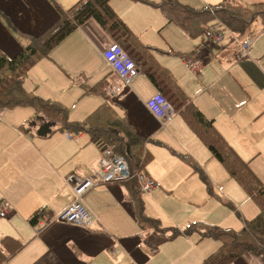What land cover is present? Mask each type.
<instances>
[{
  "label": "crops",
  "instance_id": "0c3cea01",
  "mask_svg": "<svg viewBox=\"0 0 264 264\" xmlns=\"http://www.w3.org/2000/svg\"><path fill=\"white\" fill-rule=\"evenodd\" d=\"M75 1L0 0V50L9 57L16 55L22 42H27L28 35L39 34L58 19L56 4L64 9ZM126 1L130 4L124 11L114 7L112 0L110 5L128 28L139 37L140 42L152 49L158 64L167 68L178 82L171 67L165 61L167 57L174 56L173 43L166 36L160 39L156 35V31L161 34L162 29L167 25H177L166 23V18L158 7L143 2ZM177 1L188 5L183 0ZM237 1L244 6L264 2V0H245L248 2L245 4L243 0ZM5 16L16 32H12L8 27ZM256 20L260 22L259 19ZM160 23L161 26L156 30ZM180 31L188 34L182 29ZM227 31L228 33L224 30L229 39L223 45L211 43L213 46H209L206 44L207 38L202 35L201 43L195 50L179 55L181 64L191 75L197 76L203 67L210 63L209 57L214 54V50L219 54L223 53L222 56L230 64L241 59L236 58L237 56L233 57V52L239 50L240 42L247 37L253 38L255 42L258 37L256 32L250 30V26L241 35L229 29ZM260 33H264V30ZM114 42L112 36L103 28L89 20L57 44L47 57L38 60L29 69L23 85L28 91H33L43 99L62 104L68 109V118L70 117L69 120L72 121H83L98 105L109 102L116 114L123 117L130 128L143 140V150L151 158L144 168L145 176L154 183L150 194H155L157 189L171 193L181 190L191 193L205 190L209 195L213 194L207 191L199 174L193 172L181 158L185 155L189 156L204 170L210 183L212 180L217 184L214 182L213 173L207 168L206 172L203 167L206 158L216 160L210 156L206 147L176 112L177 103L172 105L174 113L165 122L154 116L147 108L146 102L155 96L158 90L141 68H138L129 86H122L119 94L110 91L111 86L121 84L119 77L103 58V51ZM203 43L207 50L203 48ZM220 45L227 46L219 48ZM232 45L234 49L231 48ZM255 50L253 45L248 53V63L258 65L260 74L264 78V64L261 65L256 58ZM199 52H204L202 54L207 57H203L199 70L193 72L187 62L196 60ZM188 54L189 56L182 57ZM139 59L140 57L138 61ZM220 77L221 74L217 69L213 82L202 86V92L207 91L208 88L210 94L212 91L214 94H219ZM98 81L102 82L104 87L102 94H82L81 83L95 85ZM182 91L207 118L212 119L217 129L214 120L217 117L209 109L205 98L195 97L193 100L183 89ZM247 95L251 97L249 93ZM171 102L174 103V99ZM8 110H0V130L3 129L10 134L8 140L0 139V206L5 205L9 208L7 216L0 218L3 224L0 239L10 236L24 242V246L10 255L4 264H154L163 255L164 246L171 245L172 241H180L184 249L169 264H181L188 259L202 240L208 239L205 240V244L210 250L205 258L217 249L220 242L214 238L201 237L197 232L183 233V230L191 224L188 221L168 228L156 219L160 226L157 231L151 227L140 228L135 220V202L129 197L130 189L121 181L95 186L80 198V202L96 218L90 229L50 222L37 233L34 226L28 222L30 216L40 208L45 209V218L55 217L62 212L75 199L71 183L66 179L70 176L74 179H83L97 173L100 168V149L92 143L86 133L75 134L55 129L50 135L40 137L35 134L36 125L33 126L32 131L25 132L22 127H26L32 116L25 123L19 122V125H14L6 122L7 127H3L2 122L8 115ZM220 135L224 138L221 133ZM216 169L219 173L218 166ZM222 169L224 170L223 167ZM252 171L255 173L253 169ZM255 175L264 184L263 178L257 173ZM232 181L239 187L234 180ZM239 189L253 203L240 187ZM143 194L144 192L141 191L140 197L145 214L155 216L153 204L147 197L143 198ZM219 199L231 210H236L230 200L223 197ZM190 201L198 202L193 199ZM253 204L256 207L254 213L256 215L258 208L255 203ZM251 218H242L244 219L242 222ZM169 219L173 222L170 216ZM195 223L201 226L200 229L205 225H213L201 221ZM176 230L180 233L171 237ZM200 257L201 254L197 252L196 257L189 260L188 264L197 262ZM233 264H264V262L261 258L246 253Z\"/></svg>",
  "mask_w": 264,
  "mask_h": 264
},
{
  "label": "trees",
  "instance_id": "16d2710c",
  "mask_svg": "<svg viewBox=\"0 0 264 264\" xmlns=\"http://www.w3.org/2000/svg\"><path fill=\"white\" fill-rule=\"evenodd\" d=\"M111 0H76L67 8L61 9L56 4L58 19L37 35H28L27 42L21 44L19 52L12 56H6L0 50V110L15 107H30L34 111V117L29 120L25 132L32 131L33 126H39L43 122L53 123L52 131L56 129L62 132L75 134L86 133L100 150L110 147L115 153L122 155L130 168V177L123 181L130 189L129 197L135 202V220L140 228L151 227L156 231L160 229L156 219L144 212V206L140 197L141 189L137 182V175L144 173V168L150 156L143 150V140L125 121L116 114L109 102L98 105L83 121H72L68 118V109L62 104L43 99L33 91H28L24 85V79L29 69L41 58L66 38L73 30L92 20L103 28L112 38L114 43L121 45L141 68L157 90L162 93L171 105L176 104L175 110L182 117L186 125L196 135L199 141L206 147L210 156L214 158L246 193L258 208V213L251 219L245 220L243 227L235 230L231 227L219 225H205L197 223L189 224L184 230L185 234L199 233L201 237H211L219 241L217 249L210 253L200 264H231L243 254L251 253L264 262V184L258 179L249 166V162L243 160L230 144L220 135L215 128L212 119L207 118L202 111L184 94L178 82L167 70L155 60L152 49L143 45L139 37L133 33L126 23L119 17L110 5ZM143 2L158 7L166 23H175L180 29L190 36H202L208 30L209 22L213 27H223L233 33L241 35L251 23L264 11V2L252 6H244L237 0H222L220 3L205 4L201 8H193L180 4L177 0H132ZM262 10V11H261ZM6 23L12 32H16L5 16ZM210 24V25H211ZM264 24V23H263ZM218 28V29H219ZM25 37V36H23ZM206 44L211 45L209 40ZM216 47V46H215ZM203 48H205L203 43ZM204 52L197 54V59L203 60ZM211 52H209L210 55ZM202 55V56H201ZM185 55L182 57H187ZM140 57L139 61L138 58ZM83 95L90 93H103L102 82L95 85L80 84ZM174 99V103L171 100ZM193 172L199 174L207 191L213 192L212 185L204 170L189 156L181 157ZM212 195V193L210 194ZM44 208L36 210L28 222L35 225L39 217H45ZM61 223V222H59ZM180 233L176 230L171 237ZM6 252L0 248V264L10 255L18 252L24 242L19 239L4 236L0 239Z\"/></svg>",
  "mask_w": 264,
  "mask_h": 264
},
{
  "label": "rangeland",
  "instance_id": "374dc122",
  "mask_svg": "<svg viewBox=\"0 0 264 264\" xmlns=\"http://www.w3.org/2000/svg\"><path fill=\"white\" fill-rule=\"evenodd\" d=\"M112 1V5L120 11L127 10L130 4L126 0ZM183 1L194 8H201L204 4L214 5L221 0ZM242 2L248 4L245 0ZM259 13L260 16L257 19L262 23L254 20L250 25V30L258 34L253 45L256 48V58L263 65L264 33L260 32L264 30V12ZM161 24L157 26L156 30ZM210 24L211 22L208 23L207 28H215L213 27L214 24ZM226 33H228L227 29ZM156 35L160 39L166 36L173 43L174 56L167 57L165 61L171 67L172 73L176 76L182 89L193 100L195 97L205 98L209 109L217 117L214 120L218 131L242 158L249 161L251 168L264 181V78L260 74L259 66L248 63L249 56L232 61L230 64L222 56L223 53L219 54L214 50V54L209 57L211 58L210 63L205 65L197 76H194L181 64L179 55L195 50L200 45L202 37H189L188 34L180 31L179 27L173 24L165 26L161 34L156 31ZM228 39V36L226 37L225 35L221 45ZM220 46L219 48H223L227 45ZM233 46H231L232 49H234ZM234 53L233 57L237 56L236 58H238V52ZM217 69H219V74H221L219 81L220 93L214 94L212 91L213 93L211 92L210 94L208 88L207 91L202 92V86L213 82ZM235 78H238V80ZM248 93L251 95L250 98L247 95ZM204 94L209 97H205ZM8 111V115L2 122L3 127H7L6 122L19 125V122L25 123L31 116L34 117V112L30 107H15ZM9 137L10 134L7 131L0 130V139L8 140ZM204 165L205 171L207 172L206 168L211 171L214 182L217 183L214 184L208 175L213 188L212 195H209L205 190L194 193L181 190L171 193L157 189L153 195L150 194L152 190L144 192L143 198L147 197L155 208V216H149L158 219L164 227L168 228L174 227V224H183L185 221L191 223L201 221L213 225H227L234 229L241 227L244 220L242 218L253 217L256 207L246 198L222 167L216 161L209 159V157L204 161ZM217 166L219 173L216 169ZM219 197L230 200L236 210H231L225 206ZM190 199L198 202H191ZM169 216L173 222H171ZM2 226L3 224L0 222V230ZM192 237H195V235H192ZM205 240H202L204 242L201 243V241V244L199 243L195 247L196 249L188 256V259H185L181 264H188L189 260L194 258V256L196 257L197 252L201 254V257L197 260L198 263H195H201L205 259L204 256L210 251L209 246L205 244ZM172 242V244L170 242L171 245L164 246L163 255L154 264H169L184 249V245L180 241ZM0 248L5 250L4 244L1 242Z\"/></svg>",
  "mask_w": 264,
  "mask_h": 264
},
{
  "label": "built area",
  "instance_id": "2783aa9c",
  "mask_svg": "<svg viewBox=\"0 0 264 264\" xmlns=\"http://www.w3.org/2000/svg\"><path fill=\"white\" fill-rule=\"evenodd\" d=\"M226 29L208 30L205 37L213 44L222 43ZM254 44V39L247 37L239 44L238 55L245 57ZM103 58L109 67L119 77L121 84L111 86L110 91L115 94L121 92L122 86H129L132 78L137 74L138 67L128 52L118 43H112L103 51ZM188 67L193 72L200 68L201 62L198 60L188 61ZM147 108L154 116L162 121L170 119L174 113L173 107L168 99L160 92L146 102ZM72 137V135H68ZM99 170L83 179H74L72 176L66 180L71 183L75 199L55 217H39L34 225V230L38 233L43 230L50 222H61L72 226L90 229L96 222V218L80 202V198L90 189L100 184L111 182H123L130 177V168L125 158L115 153L110 147L100 150ZM137 182L141 191L150 192L154 188V183L149 180L144 173L137 175ZM9 208L5 205L0 206V218H5Z\"/></svg>",
  "mask_w": 264,
  "mask_h": 264
},
{
  "label": "water",
  "instance_id": "95a60500",
  "mask_svg": "<svg viewBox=\"0 0 264 264\" xmlns=\"http://www.w3.org/2000/svg\"><path fill=\"white\" fill-rule=\"evenodd\" d=\"M53 126H54L53 123L43 122L42 124L37 126L35 134L40 137H46L52 133Z\"/></svg>",
  "mask_w": 264,
  "mask_h": 264
}]
</instances>
